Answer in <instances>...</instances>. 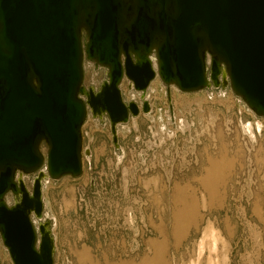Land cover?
Returning a JSON list of instances; mask_svg holds the SVG:
<instances>
[{
	"label": "water",
	"instance_id": "obj_1",
	"mask_svg": "<svg viewBox=\"0 0 264 264\" xmlns=\"http://www.w3.org/2000/svg\"><path fill=\"white\" fill-rule=\"evenodd\" d=\"M84 57L108 68L97 93L82 85ZM222 70L264 116V0H0V243L11 262L54 264L42 184L29 191L15 177L44 163L47 179L81 176L87 105L117 144L113 125L139 115L123 101L124 78L143 96L157 78L190 93L225 86ZM8 192L19 199L11 206Z\"/></svg>",
	"mask_w": 264,
	"mask_h": 264
},
{
	"label": "rangeland",
	"instance_id": "obj_2",
	"mask_svg": "<svg viewBox=\"0 0 264 264\" xmlns=\"http://www.w3.org/2000/svg\"><path fill=\"white\" fill-rule=\"evenodd\" d=\"M104 72L86 63L85 84ZM151 87L152 111L120 123L117 144L90 115L82 175L43 183L54 264H264V116L231 87L213 99ZM0 256L13 264L1 243Z\"/></svg>",
	"mask_w": 264,
	"mask_h": 264
},
{
	"label": "built area",
	"instance_id": "obj_3",
	"mask_svg": "<svg viewBox=\"0 0 264 264\" xmlns=\"http://www.w3.org/2000/svg\"><path fill=\"white\" fill-rule=\"evenodd\" d=\"M86 63L89 64V65H93L94 67L97 66V67H103V68H105V72H104V73H105V78H104L100 83H91V84H89V85H86V84H85V79L83 80V83H82V85H83L85 91H87V92H89V91H93L94 93H97V92L100 91L101 86H102V84L104 83V81H106L107 78H108V68H107V67H104V66H102V65H99V64L95 63L94 61L88 60V59H86V58L84 57V61H83L84 74H85V64H86ZM220 80H221V82L223 81V80H222V77L220 78ZM227 80L229 81V78H228V77H227ZM124 81L127 82V84H128V89H129V91L133 94V98H132L129 102L125 101L124 96H123L122 83H123ZM122 83L120 84V89H121V93H122L123 101H124L126 104H129V103H131V102L135 103V104L138 106V108H139V115H140V114H145V115H146V114H149V113L152 111L151 100H150V97H149V94L151 93V91H153V89H152V87H151V84H150V86L148 87L145 96H143V94H142L141 91H137V90H135L134 86L132 85V82H131L130 80H128L127 78H124L123 81H122ZM229 88H230V85H229V84H228L226 87H225V86L215 87V86L211 85L209 88H205V89H203V90L210 91V92H208V93H209V95H210V98L213 99L216 95H219V96H221V97H225V96H226V93H227L226 91H227V89H229ZM231 90H232V89H231ZM234 94H235V93H234ZM235 96H236L237 98H239V100L245 104V106L248 108V110H250V111L252 112V109L246 104V102H245L240 96H238V95H236V94H235ZM79 98H81V99H82L83 101H85V102H86V100H87L86 95H83V94H79ZM145 101H147V102L149 103V106H150V110H149L148 112H146V113L143 111V104H144ZM87 110H88L87 118H86L84 124L86 123V121L88 120V118L90 117V115L92 116V118H93L94 120H97V119L101 120V119H102V117H98V116L94 117V116L92 115L91 110H90V108L88 107V105H87ZM252 113H253V112H252ZM103 117H107V116H106V115H103ZM132 117H135V116H132ZM132 117H131V118H132ZM131 118H130V119H131ZM109 122H110V121H109ZM84 124H83V126H84ZM83 126H82V138H83ZM244 126H245V125H244ZM110 130H111V127H110ZM111 135H112V132H111ZM112 140H113V139H112ZM40 149H41V152L43 153V155L46 156V153H47V146H46V144L43 143V144L41 145ZM216 149H217V147L214 145V147H213V152H214ZM85 153H87V151H85ZM39 170H45V171L47 170V169H46V165H45V163L41 166V168H40ZM39 170H38V171H39ZM34 174H35V173H34ZM30 175L33 176V174H24V176H23V180H24V182H25V184H26V186H27V188H28L29 191H31L32 186H33V182H34V180L32 179V176H31V178L28 177V176H30ZM15 179L18 180V173L16 174ZM8 194H12L13 196H15V195H14L12 192H8V193L6 194V196H5V201H6L7 205H8V206H11V205H13V204L15 203V202H14L15 200H13V201H11V202H8V201L6 200ZM15 198H16V196H15ZM15 198H14V199H15ZM43 216H44V213H43ZM32 220H33V223H34L35 226H37V225L40 223L39 220H37V219L35 218L34 215H32ZM37 221H38V222H37ZM1 261H2V260H1Z\"/></svg>",
	"mask_w": 264,
	"mask_h": 264
},
{
	"label": "bare ground",
	"instance_id": "obj_4",
	"mask_svg": "<svg viewBox=\"0 0 264 264\" xmlns=\"http://www.w3.org/2000/svg\"><path fill=\"white\" fill-rule=\"evenodd\" d=\"M160 43V41H158L154 46H153V48L152 49H156V47L158 46V44ZM142 54H145V53H143L142 52ZM146 55V57L147 58H149L150 59V61L154 64V62H155V58H154V56H153V54H145ZM136 60H140V55L139 54H136ZM156 63V62H155ZM223 71V76H224V83H225V87L227 86V84H229V81L227 80V77H228V75H227V73L224 71V70H222ZM158 79V78H157ZM142 94H143V92H142ZM145 94H146V92H145ZM253 110V109H252ZM254 111V110H253ZM254 113H255V115H258L255 111H254ZM258 116H261V115H258ZM101 117H103V114H101ZM120 123H118V124H114L113 126L115 127V129H116V135H117V126L119 125ZM246 126V125H245ZM110 127H111V123H110ZM112 136H113V134H112ZM117 138H118V136H117ZM87 153H89V151L87 152ZM82 154L84 155V149H83V144H82ZM86 154V153H85ZM83 163V162H82ZM36 176L33 178V180H35L36 178H38L39 180H40V182H41V184H42V191H43V183L47 180V175H46V171L45 170H39V171H37L36 173ZM23 176H24V174L22 173V172H20V173H18V179H23ZM44 180H43V179ZM43 193V192H42ZM19 199L17 198V196H16V198H15V202H17ZM44 202V201H43ZM38 222V221H37ZM44 222H46V221H42L41 220V223H43L44 224ZM36 227H38V225L36 226ZM45 229H46V231H49L50 230V228H49V226L48 225H46V227H45ZM51 232V231H50ZM205 233L207 234V235H209L212 239H216L217 238V234H216V232H213V234L211 233V229H210V227H208V228H206V230H205ZM50 236H51V238H52V240H53V247H54V251H55V244H54V238H53V236H52V233L50 234ZM201 245H203V242H201ZM0 259H1V256H0ZM2 260V259H1ZM1 263H2V261H1ZM149 264H151V263H149Z\"/></svg>",
	"mask_w": 264,
	"mask_h": 264
}]
</instances>
